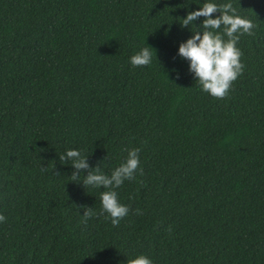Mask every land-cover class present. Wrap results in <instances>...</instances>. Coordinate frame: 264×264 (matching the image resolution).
<instances>
[{
	"label": "trees",
	"instance_id": "16d2710c",
	"mask_svg": "<svg viewBox=\"0 0 264 264\" xmlns=\"http://www.w3.org/2000/svg\"><path fill=\"white\" fill-rule=\"evenodd\" d=\"M204 2L0 0V264H264V0H213L256 25L224 99L178 55ZM71 148L108 175L141 149L119 226L87 170L70 181Z\"/></svg>",
	"mask_w": 264,
	"mask_h": 264
},
{
	"label": "clouds",
	"instance_id": "9594fccd",
	"mask_svg": "<svg viewBox=\"0 0 264 264\" xmlns=\"http://www.w3.org/2000/svg\"><path fill=\"white\" fill-rule=\"evenodd\" d=\"M214 13L219 15L213 18ZM203 17L202 24L193 35L186 41L181 42L178 55L189 61V71L194 74L196 81L203 92L213 98L224 99L227 97L233 82L244 72L245 65L241 62L243 55L237 46L240 36L254 35L255 23L242 17L237 8L231 2L217 4L213 0L204 2L198 10L189 11L186 17L182 18L181 27L193 25L194 21ZM222 29V31H221ZM153 48L151 46L141 48L130 57L133 67L148 66L152 63ZM157 58V57H156ZM179 72H177V78ZM125 160L117 166L110 175L101 171L100 167L91 168L88 162V155L76 148L66 150L59 157L60 161H71L73 171L72 182H81L82 170H87L83 176V185L107 189L100 193L101 209L98 215L107 213L106 218H111L113 226H119L120 220L128 215L130 208L120 203L118 192L124 181L133 180L137 172L141 175L143 170L140 167V148L126 149ZM41 171H46L42 167ZM58 174V173H57ZM84 207L82 223L87 227V222L97 213L91 207ZM136 214H142L139 209ZM6 222V217L0 214V223ZM127 264H154L153 260L144 254L128 259Z\"/></svg>",
	"mask_w": 264,
	"mask_h": 264
}]
</instances>
